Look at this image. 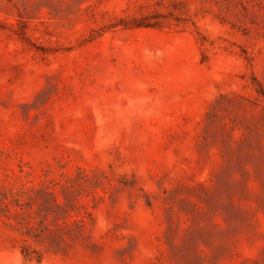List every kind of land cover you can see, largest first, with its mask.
I'll use <instances>...</instances> for the list:
<instances>
[{
    "label": "rangeland",
    "instance_id": "374dc122",
    "mask_svg": "<svg viewBox=\"0 0 264 264\" xmlns=\"http://www.w3.org/2000/svg\"><path fill=\"white\" fill-rule=\"evenodd\" d=\"M0 264H264V0H0Z\"/></svg>",
    "mask_w": 264,
    "mask_h": 264
}]
</instances>
